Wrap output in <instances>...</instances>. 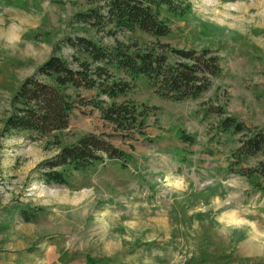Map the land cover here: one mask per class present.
<instances>
[{"label": "rangeland", "instance_id": "1", "mask_svg": "<svg viewBox=\"0 0 264 264\" xmlns=\"http://www.w3.org/2000/svg\"><path fill=\"white\" fill-rule=\"evenodd\" d=\"M105 1L0 0V264H264V194L228 171L240 135L217 127L232 117L264 130V0H167L155 10L169 29L159 38L78 23ZM75 37L128 52L207 49L220 72L183 102L158 97L144 77L114 98L78 89L65 129L3 131L18 85L51 54L72 62L64 40ZM110 103L136 107L127 129L102 118L96 106ZM86 133L127 161L44 183L40 163Z\"/></svg>", "mask_w": 264, "mask_h": 264}, {"label": "trees", "instance_id": "2", "mask_svg": "<svg viewBox=\"0 0 264 264\" xmlns=\"http://www.w3.org/2000/svg\"><path fill=\"white\" fill-rule=\"evenodd\" d=\"M168 4L167 0H106L103 7L77 13L75 18L78 23L100 26L102 30L110 26L113 30H138L159 38L167 36L169 29L156 18L155 10ZM64 43L72 50L70 63L73 66L54 54L38 65L12 94L3 131H24L42 137L65 129L73 108L71 95L78 89L94 90L97 95L114 98L127 93L131 83L144 77L158 97L183 102L204 93L209 88V79L220 72L219 58L207 49L128 52L117 46L108 49L83 37L67 38ZM107 70L129 80L114 78ZM96 107L104 120L124 129L137 115L134 105L110 103L104 108ZM142 121L141 117L140 124ZM217 127L224 133L240 135L238 146L230 154L228 171L244 177L264 194V182L252 179L257 176L264 179V130L252 129L232 117L220 119ZM257 157L261 160L255 167L241 165ZM106 159L127 161L128 155L114 148L102 135L86 133L41 162L40 177L44 183L65 185L72 172L94 167ZM18 213L24 221L29 220V214L23 209Z\"/></svg>", "mask_w": 264, "mask_h": 264}]
</instances>
